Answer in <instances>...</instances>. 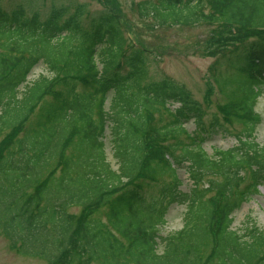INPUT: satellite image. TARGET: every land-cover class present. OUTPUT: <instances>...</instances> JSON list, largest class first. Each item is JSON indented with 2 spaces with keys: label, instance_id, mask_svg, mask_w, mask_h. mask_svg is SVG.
Here are the masks:
<instances>
[{
  "label": "trees",
  "instance_id": "trees-1",
  "mask_svg": "<svg viewBox=\"0 0 264 264\" xmlns=\"http://www.w3.org/2000/svg\"><path fill=\"white\" fill-rule=\"evenodd\" d=\"M97 1L103 9L0 4V233L47 264H264V230L232 228L233 213L264 188L254 109L264 0L134 2L151 27L218 23L210 53L236 73L222 81L238 83L209 115V93L200 102L180 82L150 78L153 53L125 34L111 0ZM38 63L51 75L27 83ZM108 120L115 169L101 139ZM219 134L236 144L208 155L202 145ZM172 204L185 205L183 224L162 236Z\"/></svg>",
  "mask_w": 264,
  "mask_h": 264
},
{
  "label": "rangeland",
  "instance_id": "rangeland-1",
  "mask_svg": "<svg viewBox=\"0 0 264 264\" xmlns=\"http://www.w3.org/2000/svg\"><path fill=\"white\" fill-rule=\"evenodd\" d=\"M115 7L125 34L135 43L150 50L155 56L149 63L150 78L168 77L186 86L192 96L204 102L205 96L209 93V104L207 105V114H221L219 107L227 102L228 95L233 94L237 79L231 82L235 76V71L227 68L222 61H218L217 55L210 52L212 43L217 37V30L220 29L218 23L200 22L192 25H149V19L143 20L137 16L134 8V2L140 0H111ZM84 2L91 11L101 10L104 5L97 0H0V4L11 9L18 4H23L28 10L31 9H49L51 6L61 4H74ZM214 68V69H212ZM39 75L50 76L43 64L38 63L27 76V83L36 79ZM235 78V77H234ZM222 81V82H221ZM221 82V83H220ZM23 86L19 89L22 90ZM261 96L257 99L254 107L259 113L261 121L255 130V138L259 143L264 142V85L261 86ZM112 94L107 95L105 109L108 110ZM111 120H108L107 127L103 137L104 151L107 161L115 169L117 164L112 155L111 144ZM231 130H235L239 125L233 124ZM187 131L191 132L194 128L192 123L185 125ZM236 144L234 137H223L221 134L214 136L212 140L205 142L202 148L208 155H211L215 149L226 150ZM74 147L71 152H74ZM75 153V152H74ZM177 175L182 185L180 189L186 191L191 185L188 173L185 169H177ZM167 176H164L166 179ZM207 178L205 179L206 182ZM185 205L172 204L166 215L165 224L160 229V234L165 236L176 230H179L183 224V213ZM71 214L81 213L80 207H72L68 210ZM232 228L242 232L245 226L250 227L254 224L259 230H264V188L259 187L256 194L250 200L244 202L241 207L233 213ZM162 250L159 244L158 251ZM0 264H47L45 260L19 254L16 250L9 247L8 241L0 233ZM94 264V263H93Z\"/></svg>",
  "mask_w": 264,
  "mask_h": 264
}]
</instances>
